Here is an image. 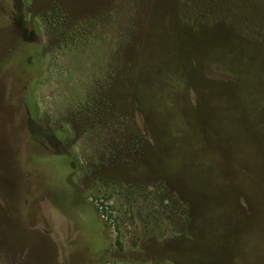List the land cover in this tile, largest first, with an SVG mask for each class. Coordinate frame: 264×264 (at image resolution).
Returning <instances> with one entry per match:
<instances>
[{"label":"rangeland","instance_id":"374dc122","mask_svg":"<svg viewBox=\"0 0 264 264\" xmlns=\"http://www.w3.org/2000/svg\"><path fill=\"white\" fill-rule=\"evenodd\" d=\"M0 264H264V0H0Z\"/></svg>","mask_w":264,"mask_h":264}]
</instances>
